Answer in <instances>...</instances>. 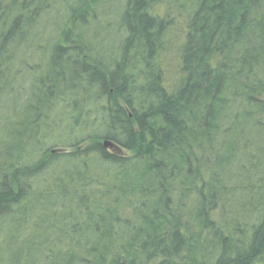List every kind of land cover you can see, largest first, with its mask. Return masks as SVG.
Masks as SVG:
<instances>
[{
	"label": "trees",
	"instance_id": "obj_1",
	"mask_svg": "<svg viewBox=\"0 0 264 264\" xmlns=\"http://www.w3.org/2000/svg\"><path fill=\"white\" fill-rule=\"evenodd\" d=\"M165 2L0 0V97L39 56L18 120L0 98V264H264V0Z\"/></svg>",
	"mask_w": 264,
	"mask_h": 264
},
{
	"label": "rangeland",
	"instance_id": "obj_2",
	"mask_svg": "<svg viewBox=\"0 0 264 264\" xmlns=\"http://www.w3.org/2000/svg\"><path fill=\"white\" fill-rule=\"evenodd\" d=\"M166 0H163V3L161 6L166 8ZM116 4L113 1H110L106 5V10H110L111 8L114 10ZM173 7V6H172ZM174 8V7H173ZM162 11V8L160 9ZM167 13L169 16L174 19L172 27L174 34L177 36V40L174 41L173 46L169 48L168 53L165 56L166 63H165V68H166V74L170 82H176L181 78V73L179 69V56H178V47L180 45V38L183 34V30L185 28V12L183 10H180V12L176 11V9H167ZM100 23L97 25H94L92 28H90L89 33L87 34L88 36L96 35L95 38H97L95 41L96 43L100 44H105L104 46L107 47L108 52L110 53L111 49L114 48L116 44V39L118 38L115 35V30L117 29L118 26V17L113 14L108 18V16H102V18L99 19ZM42 24L39 25V28L36 29L35 33H40L42 32V43L44 47H49L50 38L49 36L52 33V27L44 25L45 23L41 22ZM108 23H112V27H108ZM90 38V37H89ZM175 39V38H174ZM30 42L32 45H35L37 42V39L34 36L31 37ZM105 47V48H106ZM110 51H109V49ZM33 50V49H32ZM48 50V49H46ZM116 50L113 49L111 53H114ZM108 52H106V55H108ZM35 51H31L30 48L27 46H24L23 48L20 49L19 54L17 59L14 61L13 65L14 68L17 70L22 69L23 75L21 78H16V79H10L12 81L11 87L15 88V95L13 96H8V97H3V95L0 97L1 98V103L5 109V113L7 116H11L13 120H18L19 115L22 112L23 109V99L25 97H29L30 95V85L32 84V81L34 80V77L36 76L35 73L29 72L25 67H21L20 63L22 60H25L28 62L27 64H33L35 65L38 61L39 56L35 53ZM39 61H43L42 58L39 59ZM56 112L60 111V108L58 107ZM6 116V117H7ZM54 116H57L55 114ZM4 131H0V140L4 138ZM75 135H68L64 131L56 132L54 137H52L53 140L56 141L60 146L67 145L69 142H72L74 140ZM51 142V141H50ZM7 227L8 225L0 226V244H6L8 238H4V234L7 232ZM29 229L28 236L33 237V232L31 231V228ZM19 241V240H18ZM23 244V241L19 242L18 245Z\"/></svg>",
	"mask_w": 264,
	"mask_h": 264
},
{
	"label": "water",
	"instance_id": "obj_3",
	"mask_svg": "<svg viewBox=\"0 0 264 264\" xmlns=\"http://www.w3.org/2000/svg\"><path fill=\"white\" fill-rule=\"evenodd\" d=\"M103 147L106 148V149L108 148L111 151H113V150L114 151H120L119 148H118V146L116 144H114L111 141H107V140H105L103 142Z\"/></svg>",
	"mask_w": 264,
	"mask_h": 264
}]
</instances>
